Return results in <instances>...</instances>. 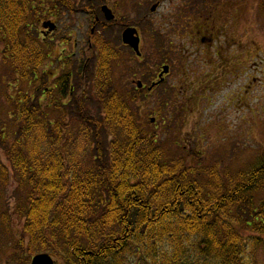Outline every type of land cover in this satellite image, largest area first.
<instances>
[{
    "label": "trees",
    "instance_id": "16d2710c",
    "mask_svg": "<svg viewBox=\"0 0 264 264\" xmlns=\"http://www.w3.org/2000/svg\"><path fill=\"white\" fill-rule=\"evenodd\" d=\"M15 1L0 4V42L17 88L30 83L47 43L26 25L30 1ZM259 7L264 14V0ZM88 52L89 61L99 63L92 74L94 114L75 92L85 71L73 83L69 73L46 104L20 91L9 97L13 123L0 131V150L18 183L19 248L65 264H83V257L87 264H125L135 253L146 264H248L249 247L260 242L254 236L245 244L242 227L264 237V154L221 171L189 164L183 143L166 153L165 136L150 128L157 117L141 121L138 104L146 94L114 88L111 68L119 56L110 43L92 37ZM163 106L164 100L154 114ZM8 130L15 131L10 145ZM6 176L0 162V178Z\"/></svg>",
    "mask_w": 264,
    "mask_h": 264
},
{
    "label": "rangeland",
    "instance_id": "374dc122",
    "mask_svg": "<svg viewBox=\"0 0 264 264\" xmlns=\"http://www.w3.org/2000/svg\"><path fill=\"white\" fill-rule=\"evenodd\" d=\"M184 1H180L179 7H185ZM162 4L161 14L150 17L139 25L142 57H131L129 50L122 47L120 32L119 38L116 36L118 33L112 31L102 35L113 43L116 42L121 54L120 60L113 63L111 68L114 88L127 92L132 88V80L154 81L161 65L168 64L171 66V75L167 84L154 90L138 104L141 121L146 122L156 116L157 121L151 122L150 128L154 131L160 130L162 136H165L168 141L165 152L172 154L175 152L174 144L183 143L186 148L185 155L191 165L205 167L215 164L221 171L224 167L233 171L245 167L264 154V14L259 11L258 1L194 0L192 4L196 7V14L186 16V30L179 28L184 18L181 12L172 18L176 0H165ZM236 8L238 14L235 13ZM58 17L60 29L49 43V48L53 50V59L43 68L47 73L55 72V77L52 75L50 80L46 79L44 82L40 77L30 85L26 81L20 83L17 88L9 87V82L14 81L15 77L9 66L0 64V72H3L5 77L1 79V83H5L4 92L0 86V114L4 113L2 121L0 120V131L4 126H12L13 122L9 120L6 112L11 111L12 103L9 97L13 94L14 99H17L19 91L21 94L28 93L32 101L46 104L48 98L56 97L55 84L58 76L72 72V83L78 81L81 66L89 57L87 37L91 21L85 15L67 14L65 11L60 12ZM30 18L26 24L29 27ZM41 19L42 17H39L37 30L41 28ZM149 25L153 31L149 29ZM193 25L196 30L191 31ZM216 27L219 31H215ZM198 28L207 32L203 33ZM209 29L215 33V37L208 35ZM64 38L69 40V45L66 46L68 51H65L63 56H68L70 60L69 65L62 69L57 60V53L63 52ZM75 43L78 44L77 47H74ZM113 43L110 45L114 48ZM80 49L79 55H71ZM98 55L97 53L96 58ZM74 57L80 59L79 65ZM91 63L92 65H87L86 68L88 73L85 71V82L80 83L75 92L84 95L87 107L94 114L97 110L96 103L92 100L95 90H92L94 63ZM219 63H227L228 68L213 71L215 75L221 76V79L211 82L206 76L210 74L211 67L219 68ZM197 83L205 85H196ZM165 86L169 89L165 90ZM46 88L49 90L45 91ZM193 93L195 94L192 96ZM61 100L66 103L64 98ZM163 100L165 107L161 108L159 116L155 115L158 103H163ZM170 108L177 110L171 111ZM179 108L181 113L178 112ZM68 109L69 107L65 108V111ZM6 132L7 135L10 134L7 140L10 145L15 131ZM90 146L93 147L92 143ZM196 156L200 158L201 163L197 161ZM0 162L7 170L6 180L0 178V218L4 217L7 222V228L4 222V226L0 222V230H4V237L0 239L5 249L15 250L17 259H9L10 264H30L32 255L30 256L26 249L16 248L18 244L15 239L23 225V221L13 212L18 183L14 179L10 161L1 150ZM242 230L243 237L246 238L245 244L254 236L260 242L257 247H249L251 251L247 255L248 264H264V237L256 236L243 227ZM58 260L57 263L61 264L62 260ZM125 264L146 263L140 253H135L128 256Z\"/></svg>",
    "mask_w": 264,
    "mask_h": 264
},
{
    "label": "flooded vegetation",
    "instance_id": "af4514ba",
    "mask_svg": "<svg viewBox=\"0 0 264 264\" xmlns=\"http://www.w3.org/2000/svg\"><path fill=\"white\" fill-rule=\"evenodd\" d=\"M29 1H30L29 18L31 17L30 18L31 19V26L30 27L28 25L27 26H28V28L33 29V32H35L39 36H41L40 37V43L42 45L47 43L46 59L42 62V65L37 70L36 69L33 70V76L30 78L29 85L31 84L32 81H35L37 78H40V77H41L40 78L41 80H42V77H46V79H49V80L51 79L52 75H53V77H55V72L47 73L43 68H45L44 65H46L48 61L50 62L53 59V57H52L53 50L51 47L49 48V43L53 41V37L55 35H57V33L60 29L61 24L59 23L60 18L58 17V15H60V12L65 11L67 14L74 13V14L85 15V17H87V19L89 21H91L89 35L87 37V43H88L87 47L88 48L91 47L92 37H95V36H101L102 37V35L104 33H108L110 31H112L114 33L120 32V35H121L122 32L128 28L136 29L138 32V35H139V40H140L139 41V50H140V55H141L142 52H141V48H140V45H141V32H140V26L141 25H140V23L148 20V18H150V17H155V16H158L159 14H161V8H163L162 2L163 3L165 2V0H29ZM180 1L181 0H176V7H175L174 13L172 15V18L173 17L175 18L176 13L181 12L184 15V18L180 22L181 26L179 28H181L182 30H186V27H185L186 16L189 15L191 17L192 14H196V7H195V5L192 4V2L194 0H186V1L183 0L186 4L185 7L184 6L179 7ZM220 1H222V0H220ZM257 1H258V6H259L260 0H257ZM15 2H16L15 0H0V4L2 6L5 4H10V3L14 4ZM76 2H79L78 3L79 6H78V4H76ZM80 4H81V6H80ZM191 9H192V11H191ZM259 11H260V8H259ZM238 12H239L238 8H236L235 13L238 14ZM108 16L110 17L109 20L107 18ZM39 17H42V19L40 20L41 28L39 30H37V24L39 22ZM44 25H46V26H44ZM145 25H146V22H145ZM149 29H151L153 31V28L150 27V25H149ZM194 29L196 30L195 25H193V27L191 28V31ZM198 30L201 31L199 28H198ZM217 30L219 31V28L216 27L215 31H217ZM76 32H77V29H76ZM201 32H203V31H201ZM206 32H207V30L204 31L203 33H206ZM208 35H210L212 38L215 37V33L213 34L210 29L208 30ZM116 36L119 37V33ZM115 38H117V37H115ZM112 43L113 42L110 41V44H112ZM120 44L122 45V47L129 50L131 57H132V55H135L134 52L131 50V48L128 45L123 44L121 42V40H120ZM62 45H65V47L62 48V51L64 53L63 52L57 53V54H59V57L57 60L61 63L60 68L64 69L69 65L68 60H70L68 58V56H66V57L63 56V55H65V51H68L66 46L69 45V40L64 38L62 41ZM77 45L78 44L75 43L74 47H77ZM0 46H1V48H0V64L1 65L6 64L7 66L10 67V70L12 72L11 66L4 59L5 44L3 42H0ZM113 46H114L113 50H114L115 55H118L119 58H121V54H120V51L118 50L117 43L114 42ZM201 52L203 53L204 50L202 49ZM80 53H81V49L77 53H71V55H79ZM87 53H88V50H87ZM74 59H75V62L77 63V65H79V63L81 62L80 59L77 60L76 57H74ZM227 60L229 61V58ZM227 60H226V62H228ZM88 62H89V58H86L85 62L82 64V70L83 71L87 68ZM219 65H220L219 68L217 66L211 67V71H209V73L214 74V75H207L206 76L209 81H211V82L217 81V80L220 81L221 76H218L217 74L215 75V73H213V71H215L216 69H219V71H220L222 68H225V69L228 68L227 63L226 64L225 63H223V64L219 63ZM161 67H162V65H161ZM62 72H64V71H62ZM67 75H68L67 73L63 74V76L61 78H60V76H58V78L56 79L55 89L57 88L58 83L66 81L64 78H66ZM170 75H171V66H169L168 73H165L163 75L162 85L167 84V80H168V77ZM157 76H158V73L156 74V79L158 80ZM224 76H226V75H224ZM2 78L5 79V77L3 76V72H0V86L4 92L5 83L4 84L1 83ZM16 78H17V76L15 75V80H16ZM63 79H64V81H62ZM14 83L18 84L19 81L16 80V81H14ZM166 89H169V88L167 86H165V90ZM45 91H48V88H46ZM167 94H169V93H167ZM1 115H2V113L0 114V116ZM0 120L2 121V116H1ZM0 222L3 225V222L1 221V219H0ZM3 234H4V230L2 228L0 230V238L4 237ZM16 238L17 239H15V242L17 244H19L18 242L20 240V236L18 235V237L16 236ZM16 248L18 249L19 245ZM50 256H51V259L54 262V264H58L57 263V262H59L58 258L60 260H62L61 257L56 258V256L55 257L53 255H50ZM9 259L16 261L17 256L15 253V250L8 251L7 248L5 249L4 243H2V241L0 239V264H10L11 262L9 261ZM81 260H83L82 261L83 264H87L86 261L84 260V257ZM61 264H65V263L62 261Z\"/></svg>",
    "mask_w": 264,
    "mask_h": 264
},
{
    "label": "water",
    "instance_id": "95a60500",
    "mask_svg": "<svg viewBox=\"0 0 264 264\" xmlns=\"http://www.w3.org/2000/svg\"><path fill=\"white\" fill-rule=\"evenodd\" d=\"M109 20V16L107 17ZM46 26V25H44ZM139 35L136 29L134 28H128L126 30H124L123 34H122V42L126 45H128L129 47L132 48V50L139 56L140 52H139ZM168 72V67L164 66L163 67V73H167ZM160 76H162V73L160 74ZM162 80H160L161 82ZM155 83H153L152 86H154ZM137 86L140 88L142 86V84L140 82L137 83ZM148 89H151V87H149ZM30 264H53V261L51 259V257L48 254H38L35 255Z\"/></svg>",
    "mask_w": 264,
    "mask_h": 264
}]
</instances>
